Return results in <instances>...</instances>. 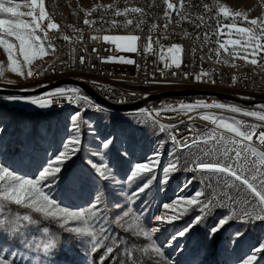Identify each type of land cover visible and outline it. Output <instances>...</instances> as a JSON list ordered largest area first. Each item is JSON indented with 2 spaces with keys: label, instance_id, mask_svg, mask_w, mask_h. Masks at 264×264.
<instances>
[{
  "label": "snow or ice",
  "instance_id": "1",
  "mask_svg": "<svg viewBox=\"0 0 264 264\" xmlns=\"http://www.w3.org/2000/svg\"><path fill=\"white\" fill-rule=\"evenodd\" d=\"M166 5L165 18L171 21L172 13H180L184 7V0H180L179 5L170 3L169 0H163ZM27 8L28 11H21V6ZM110 7H115L110 6ZM205 10H210L208 5H204ZM96 9H93L95 11ZM219 12L223 13L225 18L231 17L232 22L230 25H222L217 23L216 33L214 35H228L232 28H235V35L239 39L228 40L225 43L222 40H218V48L216 51L217 62L221 61L220 49H225L227 56L233 59L240 58L251 65L264 68V64H260L261 53H264V17H258L256 19H247V14L239 11H232L224 5L219 6ZM128 13L143 14V9L132 7L125 8L124 10H116L115 15H127ZM91 15V12L85 13L84 24L89 27L96 23L94 20L87 19ZM29 17L28 20L22 19V17ZM182 19L188 20V16H183ZM203 22L204 17H199ZM219 20V16L216 17ZM241 20L245 23L244 27H237V20ZM44 21H47L46 26ZM132 20H127V24H132ZM115 26L116 21H112ZM143 23V21H140ZM137 24V27L140 26ZM167 28V24L164 26ZM156 28L153 25V30ZM229 31L226 32L225 29ZM60 26L54 22L52 16L47 12L45 7V0H0V46L3 47L4 52L7 55L8 67L15 73L25 75L24 69L30 66L35 58L42 57L45 54H54L56 49L51 43V39L48 36L49 30L59 31ZM13 38L10 40L9 38ZM66 41H70V36L62 37ZM95 38V37H93ZM82 39V37H77ZM105 41H112L116 43L118 48L128 51H137L136 42L139 37L135 35L129 36H105ZM210 39L209 34L205 33V42ZM18 42V43H16ZM153 41L151 37L148 38V45L145 48L146 52L151 51V45ZM232 44L233 47L228 49L227 44ZM238 46V47H237ZM15 50V51H14ZM96 51V49H93ZM183 47L181 45H173L168 49V52L172 54V64L179 68L182 63L181 53ZM22 57V59H21ZM105 62L107 60H123L126 63H133L131 59H125L123 57H110L102 58ZM85 58L80 57V63H84ZM224 62H227L226 60ZM235 66V65H233ZM54 68V66H50ZM4 69L0 68V76L3 75ZM34 73L28 70L25 78L32 77ZM175 75V73H173ZM209 73L201 72L196 76L197 80L201 77L208 76ZM187 78V73H185ZM235 80V78H234ZM214 82V81H213ZM53 98L67 100L72 103L74 100L84 99L88 107L100 109L102 106L96 105L90 98L84 97L82 93L76 88L71 89H54L46 94H43L37 98L30 97H8L9 101H21L28 102L39 107L51 106ZM262 111H247L239 107L232 105H224L219 103L208 104L205 102H194L192 104L181 103L178 106L172 105L162 107L159 109H145V113L160 117L163 112H177L183 114L192 113L200 108H217L221 110L230 111L233 113H241L244 115L253 117L261 122H264V105L257 106ZM81 113L77 112L73 114V131L74 135L68 140L66 149L71 146L70 151H65L59 154V156L50 160L48 164L39 172L38 178H25L7 167L0 166V205L11 203L24 208H30L36 213H40L44 218H53L62 223L66 231H70L77 234H83L89 236L92 251H96L101 247L105 240L110 239L107 236V230L103 226L102 213L100 209L103 206V196L98 190L94 199L90 202L86 209L72 210L66 207L60 206V204L50 197L44 190L43 183L48 178L54 177V181L59 179L64 165V161L69 158L77 150V146L80 143L79 127L76 121L80 117ZM191 118V117H190ZM201 118L210 120L216 125L212 131L200 134L194 137H184L182 140L177 139L179 135L178 126L175 125H163L160 124V130L166 131L173 127L177 128L176 133L169 132L171 141L176 145L177 150L186 151V154L193 157V170L201 171L206 174V179H215L216 185L208 184L207 187L213 188V194L223 199H217L216 203L223 206H228L229 203L238 205L243 216L255 217L257 219H264V152L257 151L254 146L253 137H256L255 143L264 145V131L257 132V129L264 126L259 124H248L238 121L234 118L226 119L223 116L216 115H203ZM216 129H223L232 135L224 136ZM193 131L190 128V132ZM0 136H2V130H0ZM111 139H106L102 142V146L108 149L112 144ZM206 145L205 148H200V145ZM196 148L204 157L200 155H193L192 149ZM161 153L157 151L152 157H149L147 162L137 164L134 170L130 173L126 183H131L137 178L143 171L147 170L152 173L148 177L147 182L141 185L136 191L130 193L127 196L129 204L135 203L139 199L140 193L144 192L146 188L152 182V178L155 176L154 169L159 165V157ZM180 158L173 154V159L169 161V164L163 166L160 170L163 176L160 183L166 184L170 179L172 171L179 170ZM92 167L97 169L100 177L104 180H111L115 182V175L112 173L110 165H104L108 169L107 172L100 171L99 166L95 163ZM222 186V187H221ZM216 189H220L219 192ZM228 189H234L236 195ZM203 191H198L192 199H188L187 204H192L197 198L203 196ZM176 203H179L177 201ZM212 201L204 200L201 202L202 209L207 208ZM117 207L119 204L116 205ZM175 205H165V208L174 207ZM132 209L129 207L122 215L127 216ZM235 211V209H234ZM202 218V217H201ZM23 219L27 221L29 217L24 215ZM159 219V217H157ZM200 218H197L199 222ZM228 217L222 218L217 227L210 230V237L213 236L221 226H223ZM69 221H79L84 227H68ZM0 231H3L0 229ZM186 231L190 229L182 230L180 235H185ZM99 232V239L97 237ZM145 236H149V232H144ZM16 239L22 240L23 244L27 246V239L21 237L19 232L16 233ZM113 249L108 247L106 253L110 255ZM159 251V250H157ZM11 252L5 254L4 246L0 245V264H15V259H9L12 256ZM18 255V253L16 254ZM103 259V258H102ZM255 259V256L249 258L248 264H251V260Z\"/></svg>",
  "mask_w": 264,
  "mask_h": 264
},
{
  "label": "built area",
  "instance_id": "2",
  "mask_svg": "<svg viewBox=\"0 0 264 264\" xmlns=\"http://www.w3.org/2000/svg\"><path fill=\"white\" fill-rule=\"evenodd\" d=\"M169 2L179 5L180 0ZM113 5L114 8L110 7ZM204 5H208L210 10L206 11ZM132 7L143 9V14L115 15L116 10ZM165 9L163 0H109L86 6H73L68 0H48L46 10L60 26L58 32L52 30L48 32L56 51L50 54L49 59L34 73L30 87L37 88L56 80L71 79L88 85L108 103L127 105L140 102L142 106L131 112L119 113L105 108H100L99 112L112 115L131 114L142 117L158 127L160 124L178 126L177 139L180 140L203 134L215 127L210 120L201 118L203 115L233 118V112L217 108H200L189 114L169 111L156 117L143 110L178 106L181 103L205 102L262 111L258 107L244 108L213 96H162L168 92L196 90L222 93L243 101H264V68L245 63L239 58L233 59L222 49L221 61L217 62L215 50L219 45L218 36L214 35L216 25L217 23L230 25L232 18H225L214 0H184L182 11L173 12L170 22L165 18ZM86 12H91L87 19L96 21L90 27L84 24ZM183 16H188L189 19H182ZM201 16L204 17L203 22L199 19ZM217 16L219 20L216 19ZM129 19L133 21L132 24L126 23ZM112 21H116L115 26ZM43 23L46 26L47 21ZM165 24L167 28L164 27ZM153 25L156 26L154 30ZM237 25L246 26L239 19ZM205 33L210 37L207 43ZM65 35L70 36L71 40H64L62 37ZM129 35L139 37L135 52L118 48L114 42L103 39L105 36ZM149 37L153 43L151 51L146 52ZM173 44L183 47L182 63L179 68L172 64L168 56V48ZM260 55L264 57V53ZM81 56L85 58L83 64L80 63ZM110 57H123L134 62L126 63L119 59L105 62L102 59ZM225 60L227 62H224ZM260 64H264V59L260 60ZM202 71L210 75L197 80L196 76ZM150 97L153 98L149 100ZM77 103L88 106L84 99L69 103L67 100L58 101L55 98L51 105L55 109H65L73 108ZM190 128L193 131L190 132ZM261 131H264V126L257 129V132ZM166 132L168 135L169 132L176 133L177 128L173 127ZM255 141L254 136L252 143L258 151L264 152V145Z\"/></svg>",
  "mask_w": 264,
  "mask_h": 264
},
{
  "label": "trees",
  "instance_id": "3",
  "mask_svg": "<svg viewBox=\"0 0 264 264\" xmlns=\"http://www.w3.org/2000/svg\"><path fill=\"white\" fill-rule=\"evenodd\" d=\"M47 1L45 0V7ZM5 98L0 97V100ZM99 117L104 123L101 128L104 133L109 130L108 124L117 127L115 133L111 131L114 135L113 143L105 151L106 165H110L117 180L109 182L95 177L94 171L93 177L86 173L81 174L80 170L87 168L86 161L91 158L84 146L81 148L83 152L80 153V159L62 171L58 180L48 182L52 187L47 190L53 195H60V204L72 210L86 209L99 190L103 196V206L100 209L103 226L110 239L105 240L96 251H92L89 236L66 231L61 222L44 218L30 208L6 203L0 205V229L3 230L0 231V245L4 246L5 254H13L8 258H14L15 264H170L151 235H144V232L150 233L149 220L146 218L149 212L148 200L158 189L159 177L155 175L152 178L149 187L140 193L135 203L129 204L126 199L152 175L151 172L141 173L131 183L125 182L132 168L130 160L118 150V135L130 132L129 136L126 135V140L131 147L134 143L135 127L126 122L114 125L109 122V118ZM61 118V111L27 112L0 101V164L22 176H36L39 171L38 164L51 160L64 144L66 132ZM140 127V138L151 139L154 134L152 129ZM83 141L87 142L86 137ZM90 144L93 145L92 142ZM36 164L37 172L28 168ZM188 166L187 161L182 162L179 170L173 171L172 179L177 186L184 185L188 191L194 192L201 181L194 172L189 171ZM203 176L206 175L201 174ZM53 180L54 177L50 179ZM208 184L215 186L216 182L204 178V195L200 198L212 203L199 211L196 217L200 218L199 222L196 218L188 219L189 225L184 230L190 231H186L183 236L189 241L192 240V244L198 242V251L203 253L209 252L207 244L213 242L215 247L210 251L214 259L218 254L224 253L228 264L246 263L252 256V251L264 242V219L245 217L240 208L230 214L232 204L223 206L216 203L217 199L223 197L215 196L213 188L207 187ZM85 191L89 192V197L84 202ZM216 191L219 192L220 189ZM228 191L236 195L234 189ZM129 207L132 211L123 216ZM24 215L29 217L27 221L23 219ZM224 217L229 219L210 237V230L217 227ZM17 232L27 239V246L22 240L15 238ZM99 235L97 232L98 239ZM108 247L113 249L110 255L106 253Z\"/></svg>",
  "mask_w": 264,
  "mask_h": 264
},
{
  "label": "rangeland",
  "instance_id": "4",
  "mask_svg": "<svg viewBox=\"0 0 264 264\" xmlns=\"http://www.w3.org/2000/svg\"><path fill=\"white\" fill-rule=\"evenodd\" d=\"M68 1L73 6H81V5L86 6V5L100 4L102 2L109 1V0H68ZM214 1L219 6L224 5L232 11H239L242 13H246L248 20L256 19L258 17H264V0H214ZM20 10L24 12L28 11L27 8L23 7V5L21 6ZM22 19L28 20L29 17L25 16V17H22ZM237 27H244V26L237 25ZM225 31L228 32L229 30L226 28ZM9 39L12 40L13 38L10 37ZM232 39H239V37L235 35V28H232L229 34L226 36L225 35L218 36V40H222L225 43H227L228 40H232ZM173 45H178V44H173ZM227 47L228 49H231L233 45L229 43L227 44ZM222 50L226 52L225 49H222ZM168 56H169V59L171 60L172 54L168 52ZM49 57H50V54H45L42 57L35 58L32 64L24 69L25 75H20V74L13 72L8 67L7 55L4 52L3 47L0 46V68L4 69L3 75L0 76V88L28 89V90L34 89V88H31L29 85L32 77L25 78L26 73L28 70H31L33 73H35L49 59ZM60 88L71 89L74 87L65 86V87H59L56 89H60ZM79 92L82 93L80 90ZM46 93H43V94H46ZM43 94L38 95V96H33L30 98H37V97L42 96ZM7 98L8 97L0 101L4 102L8 106L18 107L27 112L61 111L62 113L61 121L65 126L66 135H65L64 144L61 150L52 159L59 156V154L62 152L71 150L70 145L68 146L67 149L65 145H67L68 140L75 134L73 131L72 117L74 113H77V112L81 113L80 117L76 121V124L79 127L80 143L77 146V150L75 151V153L72 154L69 158H67L64 161L62 171H64L70 164H73L75 161L80 159L79 157L80 153L83 152L81 151V148L84 146L87 147L86 149L88 151L89 157L91 158L94 157V158L93 159L90 158L86 161V164L88 166L86 169L80 170L81 174L86 173L88 176L93 177L92 171H94L95 173L94 176L100 177L97 169L92 167L93 163L99 166L100 171H105V172L108 171V169L104 167V165H106V162H105L106 149L103 148L102 142L105 141L106 139L112 140L113 139L112 137L114 135L112 134L111 131L115 133L117 131V127L111 124H108L109 130H107L108 131L107 133L106 132L104 133L101 130V128L104 127L103 126L104 123L103 121L100 120L99 116L109 118V122L114 125H116L118 122L119 123L126 122L128 124H131L133 127H135L133 129L135 131L134 132L135 133L134 143L131 147L128 146V141L126 140V135L129 136L130 132H127L126 135L123 133H120L118 135V140L120 142V146L118 147V150L122 155H124L127 159L130 160L132 171L134 170V167L137 164L147 162L148 158L152 157L157 151L161 153L159 157V165L154 169L155 175L159 177V180H158L159 182L157 186L158 189L157 191L153 192V195L148 200L149 201L148 203L149 212L146 215V218L149 220L148 226H149V231H150V235L152 239L156 242V244L160 247L161 251L169 259L170 264H228V260L224 253L218 254V257L216 259L213 258L212 253L210 251L213 249V247H215L213 242L210 241V243L207 244V247H208L207 249L209 250V252L203 253V252L198 251V248H197L198 242H194V244H192L193 242L192 240L189 241L183 235H180V232L189 225L188 219L196 218L199 211L202 210L201 202L204 200L201 199L200 197L197 198L196 201H194L192 204H187L186 201L188 199H192L195 196V193L198 191H203L204 193L202 183L204 182V178H206V176L201 177V174H204V175L206 174L202 173L201 171L193 170V157L187 155L186 151L177 150L176 145L171 141L166 131H161L158 126H156L155 124L151 123L150 121L142 117L132 116L131 114L112 115V114L105 113L103 111L99 112L100 110L93 109L82 103H77L76 106L73 108L55 109L52 107V105L42 108L37 105L28 103V102H21L19 100L15 102L9 101ZM242 110L243 112H247V111H258L259 112L260 111V110H251V109H248V110L242 109ZM243 112L233 113L234 115L233 118L238 121L245 122V125L264 124V122H261L253 117L244 115ZM226 119H231V118H226ZM140 126H146L148 129L150 130L152 129L154 134L150 137L151 139L142 140L140 138L141 136ZM214 128H216V125ZM216 130L221 132L224 136L232 135L231 133L223 129H216ZM210 131H207L205 133H208ZM109 133H111L112 135H110ZM85 137H86L87 142L83 141ZM91 142L93 143V145L90 144ZM205 147L206 145L204 144L200 145V148H205ZM192 153L193 155H200L203 159H208V157H204L203 154L200 153L198 149L196 148L192 149ZM173 154H175V156L180 158V164L184 161H187L189 165L188 166L189 171L194 172L200 179L201 181L200 186L197 187L194 190V192L188 191L184 185L177 186L173 182V179H172L173 171L171 172L170 179L168 180L166 184L160 183V180L163 176V173L161 172L160 169L163 166H166L169 164V161L173 159ZM48 162L44 163L42 161L41 163L38 164L39 166L37 164L36 166H28L29 169H32L33 171H36V172L39 167V171L34 177L22 176L20 174L18 175L25 177V178H38L39 172L48 164ZM0 166L2 165L0 164ZM147 172L149 171L145 170L142 173H147ZM51 178L52 177L50 176L48 180H45L44 182H42L44 190L50 197L54 198V200L60 204L61 196L56 195V194L53 195L52 193H49L47 190L52 187L51 184L48 183ZM212 180L215 181V179H212ZM107 181L113 182L111 180H107ZM88 197H89V192L85 191L84 192V202L86 201ZM177 201H179V203H176ZM173 204L175 205L174 207L165 208V205H173ZM60 206L65 207L63 206V204H60ZM234 209L235 210L239 209V206L232 204L230 208V214L234 212ZM157 217H159V219H157ZM73 226L84 227V225L79 221H69L68 227H73ZM227 245H229L228 242H227ZM253 255L255 256V259L251 260V264H264V242L259 247H257L256 249L252 251V256ZM243 264H248V261Z\"/></svg>",
  "mask_w": 264,
  "mask_h": 264
},
{
  "label": "water",
  "instance_id": "5",
  "mask_svg": "<svg viewBox=\"0 0 264 264\" xmlns=\"http://www.w3.org/2000/svg\"><path fill=\"white\" fill-rule=\"evenodd\" d=\"M74 87L79 89L84 95H86L88 98H90L94 103L97 105L102 106V108L108 109L110 111L119 112V113H125V112H131L134 110L139 109L142 106V103H136V104H127V105H115L108 103L107 101H104L101 99L97 93H95L88 85L77 82L71 79H60L53 81L51 83L45 84L43 86L28 90V89H4L0 88V97H33L38 96L43 93H46L48 91H51L53 89L59 88V87ZM170 96V95H182V96H213L219 99H222L226 102L234 103L238 106L244 107V108H255L259 105H264V101H243L236 99L234 97L222 94V93H215V92H206V91H196V90H183L180 92H168L162 94V96ZM153 97H150L149 100H151Z\"/></svg>",
  "mask_w": 264,
  "mask_h": 264
}]
</instances>
